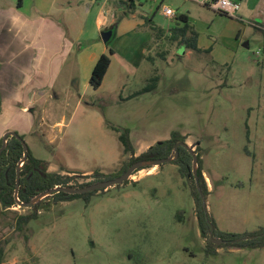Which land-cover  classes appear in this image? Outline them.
<instances>
[{
    "label": "rangeland",
    "instance_id": "obj_1",
    "mask_svg": "<svg viewBox=\"0 0 264 264\" xmlns=\"http://www.w3.org/2000/svg\"><path fill=\"white\" fill-rule=\"evenodd\" d=\"M19 1L0 0V9H16ZM239 3L238 18H231L193 0H143L134 10L119 0H23L18 10L41 18L44 36L71 48L58 60L45 100L36 97L35 127L24 139L32 154L77 186L117 178L176 132L199 157L217 230L245 235L264 228V0ZM164 6L176 17H166ZM101 7L111 18L107 28L115 27L108 44L106 28L96 24ZM183 14L198 34L199 52L170 40ZM8 34L6 40L18 38ZM102 52L112 64L94 89L93 59ZM155 76L153 92L132 98ZM9 116H0V140ZM111 128L129 131L134 155ZM192 171L193 162L188 177L170 162L136 171L107 192L46 199L39 218L22 230L17 217L34 210L0 206L4 264H264V251L203 237Z\"/></svg>",
    "mask_w": 264,
    "mask_h": 264
},
{
    "label": "trees",
    "instance_id": "obj_2",
    "mask_svg": "<svg viewBox=\"0 0 264 264\" xmlns=\"http://www.w3.org/2000/svg\"><path fill=\"white\" fill-rule=\"evenodd\" d=\"M127 6L130 10L136 8V3L133 0H127V3L121 2ZM23 5V0H20L18 3V8H21ZM178 26L170 29V40L174 43H177L179 46L184 49L191 50L194 52H199L198 45V34L192 27L188 15H181L178 17ZM115 29V27H113ZM153 30H158L159 33H163L164 29H158L152 27ZM110 55H114V51L110 50ZM103 54L100 56L97 61L90 80V85L94 89H99L105 80V77L111 67L112 59L111 56ZM159 81V77L155 76L150 80L149 85L139 93H136L132 96L138 97L150 92H153L156 89V85ZM3 112V98L0 91V115ZM112 130L120 133L119 140L122 144L124 152L126 154L134 155L135 151L130 139V133L128 130H120L118 128H111ZM17 137H9L6 149L0 155V206L4 210H11L19 207L16 198L15 191L17 187V167L19 163L24 158V146L23 141L25 136L20 135L18 132ZM181 144H185V138L182 137L179 133H173L170 140L163 142L162 144H157L154 147H150L147 152H145L141 157L137 159H132L130 164H128L123 169V173L118 177L122 176L128 169L135 163L141 161H152L169 158L172 154L178 152L179 158L175 161V164L180 166V171L184 177H188L190 173L191 163L193 162V156L189 150ZM3 145V138L0 140V149ZM179 147L176 150V147ZM199 158V157H198ZM140 171V170H139ZM100 175L99 173H96ZM194 178V176H193ZM202 194L197 189V184L194 178L193 181V195L197 205V214L202 230L203 237L207 238L208 235H213L214 239H222L226 242L225 246L238 248V249H261L264 248V228L260 229L257 232L245 234V235H235V234H226L217 230L214 220L210 216L206 205L203 201V197L207 195V183L200 173L198 175ZM107 180L113 179V177L106 178ZM72 177L69 175H62L55 172H50L48 165L45 161H42L36 158L31 150H28V158L21 168L20 173V190H19V199L22 203H30L34 198H36L41 193H44L48 190L55 189L57 187H75L83 188L94 183L104 181V179H97L90 184H82L77 186H71ZM105 180V181H107ZM126 183V182H125ZM124 183V184H125ZM121 186V185H120ZM117 186V187H120ZM99 192H107L106 190H101L93 193H86L83 195H70L66 193H57L46 199L53 198L56 202H65L73 201L84 196H90L97 194ZM45 199V200H46ZM44 200L38 203L37 205L31 207L34 212L30 215H20L16 219V228L22 230L32 221H35L39 218V208L43 204ZM249 237H254L253 239H248ZM208 239V238H207ZM212 239V237H211ZM209 237L208 241L211 243ZM5 247L0 243V264H4L5 261Z\"/></svg>",
    "mask_w": 264,
    "mask_h": 264
},
{
    "label": "crops",
    "instance_id": "obj_3",
    "mask_svg": "<svg viewBox=\"0 0 264 264\" xmlns=\"http://www.w3.org/2000/svg\"><path fill=\"white\" fill-rule=\"evenodd\" d=\"M102 7L96 19L97 28L101 31L113 25L107 28L111 18L102 11ZM8 21H12L14 26L19 24V27L5 25ZM47 30L41 18H28L18 8L0 9V91L3 98V112L0 116L10 113L8 124L5 125L8 132L15 131L23 136L32 132L37 119L34 109L39 103L36 97L41 95V99L45 100L43 90L51 86L50 79L58 60L71 49L70 45L68 48H65V44L61 47L55 39L45 37ZM8 33H14L18 38L13 35L6 40L4 37L9 36ZM100 56L93 59L94 67ZM254 250L264 251V248Z\"/></svg>",
    "mask_w": 264,
    "mask_h": 264
},
{
    "label": "water",
    "instance_id": "obj_4",
    "mask_svg": "<svg viewBox=\"0 0 264 264\" xmlns=\"http://www.w3.org/2000/svg\"><path fill=\"white\" fill-rule=\"evenodd\" d=\"M114 36V28H110L109 30H106L105 32L102 33V40L104 44H108L112 38ZM9 137H17V133L15 131H9L7 132L4 137H3V145L2 148L0 149V155L3 153V151L6 149L7 146V140ZM23 146H24V158L23 160L19 163L18 167H17V187H16V191H15V198L16 201L19 205L20 208H31L35 205H37L38 203H40L41 201L45 200L48 197H51L57 193H66V194H70V195H83L86 193H93V192H97V191H101V190H109L113 187H117L120 185H123L125 182H127L128 180H130L133 176L134 173L136 171L142 170V169H149V168H154V167H160L163 164L166 163H170L175 161L178 158L179 153L176 152L173 155H171L169 158L166 159H160V160H152V161H141L138 163H135L134 165H132L128 171H126L122 176L115 178V179H111V180H107V181H101L98 183H94L91 184L89 186L83 187V188H75V187H57L55 189H51L48 190L44 193H41L40 195H38L36 198H34L30 203H22L19 199V190H20V173H21V168L23 167L24 163L26 162L27 158H28V150L29 147L28 145L25 143V141L22 142ZM158 144H162V142H159ZM181 146L187 148L189 150V152L191 153V155L193 156V176L195 178L196 184H197V189L200 192L201 195L202 194V190H201V186H200V182H199V178H198V162H199V158L198 155L190 148L188 147L187 144H181ZM178 146L176 147V150H178ZM203 201L205 203V198L203 197ZM254 237H249L248 239H253ZM212 242L218 246L220 243H225L223 240L220 239H211Z\"/></svg>",
    "mask_w": 264,
    "mask_h": 264
},
{
    "label": "built area",
    "instance_id": "obj_5",
    "mask_svg": "<svg viewBox=\"0 0 264 264\" xmlns=\"http://www.w3.org/2000/svg\"><path fill=\"white\" fill-rule=\"evenodd\" d=\"M93 4L107 0H90ZM122 1V0H119ZM136 5H140L143 0H133ZM152 2H164L165 0H148ZM196 3L209 8L210 10L226 15L231 18H238V12L241 9V5L238 0H193ZM104 3V2H103ZM163 13L168 18H175L176 13L169 7H163Z\"/></svg>",
    "mask_w": 264,
    "mask_h": 264
},
{
    "label": "flooded vegetation",
    "instance_id": "obj_6",
    "mask_svg": "<svg viewBox=\"0 0 264 264\" xmlns=\"http://www.w3.org/2000/svg\"><path fill=\"white\" fill-rule=\"evenodd\" d=\"M172 155H173V154H172ZM178 158H179V155H178ZM178 158H177L176 160H178ZM176 160H175V161H176ZM175 161H173V162H175Z\"/></svg>",
    "mask_w": 264,
    "mask_h": 264
}]
</instances>
